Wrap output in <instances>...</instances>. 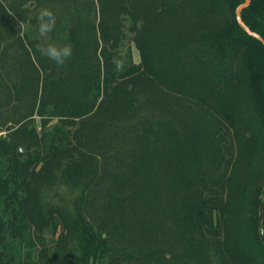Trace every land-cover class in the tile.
Segmentation results:
<instances>
[{"label": "trees", "instance_id": "obj_1", "mask_svg": "<svg viewBox=\"0 0 264 264\" xmlns=\"http://www.w3.org/2000/svg\"><path fill=\"white\" fill-rule=\"evenodd\" d=\"M243 2L0 0V264H264V43ZM241 18L264 38V0Z\"/></svg>", "mask_w": 264, "mask_h": 264}, {"label": "clouds", "instance_id": "obj_2", "mask_svg": "<svg viewBox=\"0 0 264 264\" xmlns=\"http://www.w3.org/2000/svg\"><path fill=\"white\" fill-rule=\"evenodd\" d=\"M36 34L37 39L47 41L50 33L56 28L57 16L52 8L43 6L36 14ZM23 26V22H21ZM36 51L41 56L52 60L58 69L65 67L66 62L72 57L73 48L69 44H56V43H39L37 44ZM114 64L117 71L124 69V63L121 60H114Z\"/></svg>", "mask_w": 264, "mask_h": 264}, {"label": "rangeland", "instance_id": "obj_3", "mask_svg": "<svg viewBox=\"0 0 264 264\" xmlns=\"http://www.w3.org/2000/svg\"><path fill=\"white\" fill-rule=\"evenodd\" d=\"M31 14H33V12H31ZM126 24H128V22ZM29 28H32V25H30L28 23L27 24H23V26H22V30L28 31ZM126 34H127V36H126L125 40L123 41V43H122V45L120 47L121 53L124 54V53H126V52L131 50V53L133 55L134 60L138 61V59H139L138 58V52H137L136 48L134 47V45L132 44V42L130 40L132 35H131V33H129V31ZM0 134H5V131L2 130L0 132ZM58 192H59V196L61 198L67 199V200H71L73 198V195H74V194L72 195V193H70L64 186H62L61 189H59ZM52 194H53L52 191L48 193V195H52ZM54 200L55 201L58 200V196L57 195L54 196Z\"/></svg>", "mask_w": 264, "mask_h": 264}, {"label": "water", "instance_id": "obj_4", "mask_svg": "<svg viewBox=\"0 0 264 264\" xmlns=\"http://www.w3.org/2000/svg\"><path fill=\"white\" fill-rule=\"evenodd\" d=\"M251 0H244V2L236 9V20L237 22L246 30L247 34H250L251 36H254L258 40H260L262 43H264V38H261L259 34L252 32L249 28H247L243 23V18H241V11L243 8L247 7L250 4ZM19 154H23V150L19 149Z\"/></svg>", "mask_w": 264, "mask_h": 264}]
</instances>
